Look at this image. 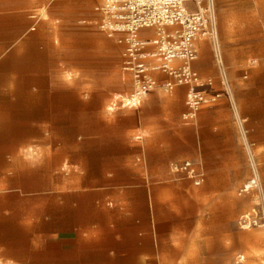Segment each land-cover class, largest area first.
Returning <instances> with one entry per match:
<instances>
[{
    "label": "crops",
    "instance_id": "0c3cea01",
    "mask_svg": "<svg viewBox=\"0 0 264 264\" xmlns=\"http://www.w3.org/2000/svg\"><path fill=\"white\" fill-rule=\"evenodd\" d=\"M24 4L27 19L32 2ZM33 38L19 34L17 20L3 30L0 18V264H210L224 255L231 215L224 195L238 179L231 171L241 160L237 147L213 148L210 158L193 146V157L171 159L176 131H147L161 118L147 120L155 99L109 112L112 98L106 107L82 98L81 84L67 86L54 62H35ZM88 39L115 50L120 68L112 40ZM119 78L124 94L129 81L120 70ZM82 123L89 124L84 135ZM167 155V168L200 162L203 184L162 178Z\"/></svg>",
    "mask_w": 264,
    "mask_h": 264
},
{
    "label": "rangeland",
    "instance_id": "374dc122",
    "mask_svg": "<svg viewBox=\"0 0 264 264\" xmlns=\"http://www.w3.org/2000/svg\"><path fill=\"white\" fill-rule=\"evenodd\" d=\"M25 1L1 0L0 18L3 30L10 22L17 20L19 34L34 37L33 43L29 42L27 46L29 51H34L35 62L45 64L50 59L55 63L53 70L61 73L67 86L81 84L82 98L104 101L105 107L110 98L125 92V85H121L119 78L116 51L105 49L101 43L88 39L89 36H103L96 28L99 16L94 11L102 0H28L32 6L27 10V15H30L27 19L24 16L26 11L21 9ZM15 2H18L16 12L11 9ZM186 7L192 9L189 4ZM214 7L222 60L230 82V97L214 83L207 90L213 91L212 95H219L217 104L198 112L194 125L185 126L181 117L186 112L187 88L179 87L170 94L154 91L147 96L156 100L155 106L147 108L150 112L147 120L153 124L154 115L159 114L161 118L155 127L147 131L158 130L164 134L176 131L179 139L177 154L171 159L193 157V146L199 149L203 147L210 158L216 156L211 151L213 148L237 147L241 160L231 167V171L238 179L224 195V207L231 211L221 242L225 253L219 258H211L210 264H235L237 255L244 257L241 264H264L262 222L251 223L250 227L243 229L239 225L243 216L253 215V211L258 216V211L264 214V0H214ZM206 44L208 47L200 50L193 68L201 81L212 79L215 82L213 56L210 46ZM106 83L110 90L106 89ZM129 89L126 93H129ZM143 104L139 106L140 109ZM237 117L243 121L242 124L237 122ZM88 131L89 124L82 123L80 134ZM164 137L162 141H170L167 135ZM247 148L256 164L260 189L238 196V189L250 176ZM165 159L162 178L167 181L175 179L179 185L182 182L192 184L183 176L171 173L167 168L169 156H165ZM68 170L72 171L67 167ZM194 187L190 186V190L197 191ZM168 193L163 190V194ZM181 262L192 261L184 259Z\"/></svg>",
    "mask_w": 264,
    "mask_h": 264
},
{
    "label": "built area",
    "instance_id": "2783aa9c",
    "mask_svg": "<svg viewBox=\"0 0 264 264\" xmlns=\"http://www.w3.org/2000/svg\"><path fill=\"white\" fill-rule=\"evenodd\" d=\"M191 5L192 9L186 7ZM99 18L96 28L120 49V73L128 79L129 93L113 97L107 107L136 109L147 96L155 91L170 94L178 87H186V112L181 117L185 125L192 124L204 106L217 102L219 95L207 89L215 83L212 79L201 81L192 64L198 58V45L210 46L215 65V78L219 88L230 97L231 88L222 60L215 20L214 0H102L94 8ZM200 89L197 90V88ZM237 122L242 120L237 117ZM141 137V136H140ZM136 138L141 140V138ZM249 178L238 189V196L260 189L254 158L246 149ZM171 173L179 174L199 187L204 182L200 162L189 160L170 162ZM253 211L243 216L240 227L262 222L264 217ZM243 256H237L235 264H241Z\"/></svg>",
    "mask_w": 264,
    "mask_h": 264
},
{
    "label": "bare ground",
    "instance_id": "6f19581e",
    "mask_svg": "<svg viewBox=\"0 0 264 264\" xmlns=\"http://www.w3.org/2000/svg\"><path fill=\"white\" fill-rule=\"evenodd\" d=\"M198 89H200V86H199V88H197V90H198ZM253 199H254V198H253ZM253 201H256V200L254 199ZM239 219H241V217H240ZM239 219H238V220H239ZM239 225H240V224H239ZM258 228H259V227H258ZM242 229H243V228H242ZM236 242H237V241H236ZM233 245H234V244H233Z\"/></svg>",
    "mask_w": 264,
    "mask_h": 264
}]
</instances>
